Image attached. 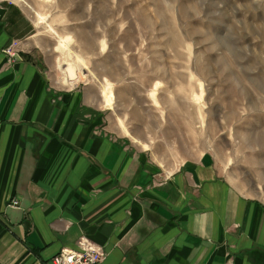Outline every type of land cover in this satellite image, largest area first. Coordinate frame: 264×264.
Returning <instances> with one entry per match:
<instances>
[{
  "label": "crops",
  "instance_id": "obj_1",
  "mask_svg": "<svg viewBox=\"0 0 264 264\" xmlns=\"http://www.w3.org/2000/svg\"><path fill=\"white\" fill-rule=\"evenodd\" d=\"M31 30L0 0V264H50L81 238L105 252L98 264H264V173L239 177L213 155L160 172L100 89L50 78Z\"/></svg>",
  "mask_w": 264,
  "mask_h": 264
},
{
  "label": "rangeland",
  "instance_id": "obj_2",
  "mask_svg": "<svg viewBox=\"0 0 264 264\" xmlns=\"http://www.w3.org/2000/svg\"><path fill=\"white\" fill-rule=\"evenodd\" d=\"M10 1L50 78L100 89L110 123L160 172L213 155L263 175L264 0Z\"/></svg>",
  "mask_w": 264,
  "mask_h": 264
},
{
  "label": "built area",
  "instance_id": "obj_3",
  "mask_svg": "<svg viewBox=\"0 0 264 264\" xmlns=\"http://www.w3.org/2000/svg\"><path fill=\"white\" fill-rule=\"evenodd\" d=\"M20 43L18 41H12L4 50L8 58L16 59L19 55ZM13 205H17L16 201H13ZM78 251H66L61 250L50 261V264H98L105 257V252L102 249L97 248L87 239L81 238L77 241Z\"/></svg>",
  "mask_w": 264,
  "mask_h": 264
}]
</instances>
